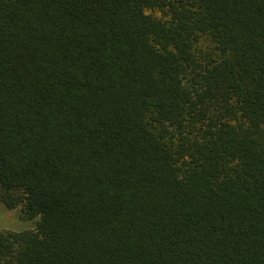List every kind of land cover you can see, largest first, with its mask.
<instances>
[{"label": "trees", "instance_id": "trees-1", "mask_svg": "<svg viewBox=\"0 0 264 264\" xmlns=\"http://www.w3.org/2000/svg\"><path fill=\"white\" fill-rule=\"evenodd\" d=\"M0 264H264V0H0Z\"/></svg>", "mask_w": 264, "mask_h": 264}, {"label": "rangeland", "instance_id": "rangeland-1", "mask_svg": "<svg viewBox=\"0 0 264 264\" xmlns=\"http://www.w3.org/2000/svg\"><path fill=\"white\" fill-rule=\"evenodd\" d=\"M33 220L23 217L21 209L10 210L4 204H0V231L14 230L20 231L30 229L34 226Z\"/></svg>", "mask_w": 264, "mask_h": 264}]
</instances>
